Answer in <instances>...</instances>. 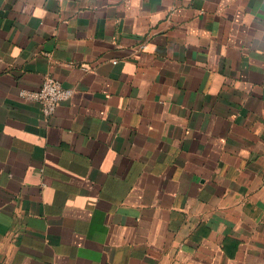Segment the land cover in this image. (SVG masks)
I'll use <instances>...</instances> for the list:
<instances>
[{
	"label": "crops",
	"instance_id": "1",
	"mask_svg": "<svg viewBox=\"0 0 264 264\" xmlns=\"http://www.w3.org/2000/svg\"><path fill=\"white\" fill-rule=\"evenodd\" d=\"M0 264H264V0H0Z\"/></svg>",
	"mask_w": 264,
	"mask_h": 264
},
{
	"label": "built area",
	"instance_id": "2",
	"mask_svg": "<svg viewBox=\"0 0 264 264\" xmlns=\"http://www.w3.org/2000/svg\"><path fill=\"white\" fill-rule=\"evenodd\" d=\"M71 96L72 90L62 87L59 82L48 76L44 77L38 89L19 92L21 100L38 105L45 118L52 116L57 106Z\"/></svg>",
	"mask_w": 264,
	"mask_h": 264
}]
</instances>
